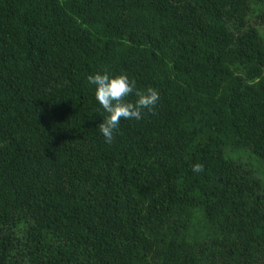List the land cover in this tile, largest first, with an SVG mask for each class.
<instances>
[{
    "label": "trees",
    "instance_id": "trees-1",
    "mask_svg": "<svg viewBox=\"0 0 264 264\" xmlns=\"http://www.w3.org/2000/svg\"><path fill=\"white\" fill-rule=\"evenodd\" d=\"M0 264H264V0H0Z\"/></svg>",
    "mask_w": 264,
    "mask_h": 264
},
{
    "label": "clouds",
    "instance_id": "clouds-1",
    "mask_svg": "<svg viewBox=\"0 0 264 264\" xmlns=\"http://www.w3.org/2000/svg\"><path fill=\"white\" fill-rule=\"evenodd\" d=\"M89 85L94 86L95 98L107 116L99 124V131L105 143H112L114 132L121 120L139 121L145 112H153L160 100V93L154 87L137 89L135 80L127 74L112 75L108 72H97L87 77ZM134 95V101L128 97ZM194 173L204 171L202 164H194Z\"/></svg>",
    "mask_w": 264,
    "mask_h": 264
}]
</instances>
